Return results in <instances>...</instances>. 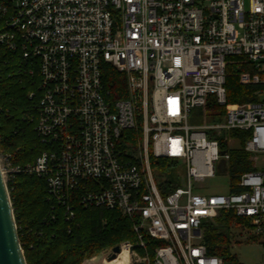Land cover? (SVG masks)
Masks as SVG:
<instances>
[{
    "label": "built area",
    "instance_id": "2783aa9c",
    "mask_svg": "<svg viewBox=\"0 0 264 264\" xmlns=\"http://www.w3.org/2000/svg\"><path fill=\"white\" fill-rule=\"evenodd\" d=\"M1 50L30 77L39 140L24 163L0 150L8 191L26 173L45 180L68 220L73 199L119 211L136 234L118 244L127 264H224L203 236L223 210L264 248V0H0ZM232 64L256 100L228 103ZM105 65L125 74V97H111ZM197 107L224 113L192 125ZM233 130L247 133L255 167L238 176L237 191ZM151 156L176 161L185 186L159 180ZM219 174L229 177L225 193L204 184Z\"/></svg>",
    "mask_w": 264,
    "mask_h": 264
},
{
    "label": "trees",
    "instance_id": "16d2710c",
    "mask_svg": "<svg viewBox=\"0 0 264 264\" xmlns=\"http://www.w3.org/2000/svg\"><path fill=\"white\" fill-rule=\"evenodd\" d=\"M13 58L5 50L0 51V150L17 153L18 160L24 163L33 160L39 152L35 122L30 119L36 114L33 108L35 100L29 97L32 89L30 77L17 68ZM239 71L237 64L227 69L228 103L256 100V87L241 84ZM125 78L124 73L111 65L104 66L103 79L113 99L125 97ZM218 110L220 116L223 115L224 108ZM230 134L239 141L238 146L230 150L229 163L233 184L231 191H237L235 183L238 176L255 167L243 148L247 133L233 130ZM225 143L222 137L223 150L227 149ZM150 161L159 180L165 177L168 185L173 182L172 175L179 169L176 161L154 156ZM9 193L27 264H82L84 259L97 256L123 241L136 240L132 221L117 210L84 207L73 199L75 216L68 220L64 206L52 208L47 198L45 180L36 175L19 174L9 184ZM52 213L56 215L55 218L51 217ZM241 220L233 210H223L203 224V236L209 253L220 256L224 264H242L231 250L234 239L231 230ZM145 238L151 244L150 238ZM247 241H259V238L252 235Z\"/></svg>",
    "mask_w": 264,
    "mask_h": 264
},
{
    "label": "rangeland",
    "instance_id": "374dc122",
    "mask_svg": "<svg viewBox=\"0 0 264 264\" xmlns=\"http://www.w3.org/2000/svg\"><path fill=\"white\" fill-rule=\"evenodd\" d=\"M213 111L211 107H197L193 109L190 116V124L192 125H205L215 123L220 119V115L211 117L210 113ZM234 148L238 146V142L232 145ZM260 165L264 168V159L260 160ZM173 185L185 186L186 178L185 174L175 173L172 175ZM229 183V177L224 175H218L216 177H210L206 179V184L210 190L219 193H225L227 191ZM233 244L231 250L235 253L242 264H263L264 262V248L259 241H247L250 237L247 232H244L238 225H234L232 228ZM111 253L107 251L100 253L92 258H86L82 264H105L104 260L109 261ZM117 255L115 258L116 259ZM112 259V260H113ZM120 261V262H119ZM113 264H127L126 259H120Z\"/></svg>",
    "mask_w": 264,
    "mask_h": 264
},
{
    "label": "water",
    "instance_id": "95a60500",
    "mask_svg": "<svg viewBox=\"0 0 264 264\" xmlns=\"http://www.w3.org/2000/svg\"><path fill=\"white\" fill-rule=\"evenodd\" d=\"M224 153V152H222ZM221 170H223L221 168ZM121 251L119 245L113 247L109 256L112 260ZM0 264H27L21 247L14 209L6 182L0 168Z\"/></svg>",
    "mask_w": 264,
    "mask_h": 264
},
{
    "label": "bare ground",
    "instance_id": "6f19581e",
    "mask_svg": "<svg viewBox=\"0 0 264 264\" xmlns=\"http://www.w3.org/2000/svg\"><path fill=\"white\" fill-rule=\"evenodd\" d=\"M127 257H128V256H127L126 251H123V252L120 253L118 259H113V260H109V261H104V263H105V264H113V263L119 261L120 259H126V260H127ZM119 262H120V261H119Z\"/></svg>",
    "mask_w": 264,
    "mask_h": 264
}]
</instances>
